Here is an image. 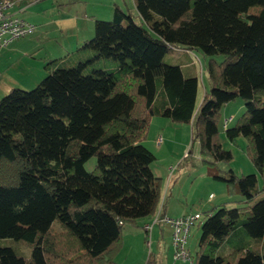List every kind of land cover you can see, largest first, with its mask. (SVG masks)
<instances>
[{
  "label": "trees",
  "instance_id": "trees-1",
  "mask_svg": "<svg viewBox=\"0 0 264 264\" xmlns=\"http://www.w3.org/2000/svg\"><path fill=\"white\" fill-rule=\"evenodd\" d=\"M133 4L135 16L115 5L110 21H94L91 39L45 59L47 75L33 89L0 97V239L30 249L25 257L0 246V264H117L122 228L154 216L160 203L158 222L165 216L155 156L142 145L151 119L190 125L178 166L196 143L213 168L232 159L219 120L236 98L243 113L223 133L245 139L262 186L255 174L214 176L242 200L204 213L190 264H264L248 242H264V0ZM254 6L260 11L249 14ZM173 49L209 57L200 101L195 69L164 61ZM151 255L146 264H155Z\"/></svg>",
  "mask_w": 264,
  "mask_h": 264
},
{
  "label": "rangeland",
  "instance_id": "rangeland-1",
  "mask_svg": "<svg viewBox=\"0 0 264 264\" xmlns=\"http://www.w3.org/2000/svg\"><path fill=\"white\" fill-rule=\"evenodd\" d=\"M115 5H118L124 13L130 14V11L135 13L132 0H17L13 9H22L17 16L32 24L34 30L0 48V97L12 88L33 89L47 75L44 59L48 56L44 55L50 53L51 59L59 58L65 55V47L69 46V51L77 49L83 43L75 46L76 35H81L76 32L77 29L85 22L91 21L92 31L85 34L86 40L91 39L94 36V21H110ZM260 9V6H254L249 8L248 13L257 14ZM186 56H189L190 60L181 62ZM178 57L180 60L177 59ZM212 58L220 62L223 56L214 55ZM208 60L209 57L198 51H190L189 55H185L171 50L164 57L167 63H182L185 70L189 69L187 67L195 69L199 80L198 101L201 100L203 89L207 86L205 70ZM243 110L244 101L241 98H236L221 108L220 142L224 149L231 152L232 159L228 163H218L213 168L201 161L202 157L196 143L193 145L190 157L178 166L190 146L191 132L187 123L173 122L165 117H154L142 141V145L155 156L150 169L155 176L161 178L163 190L167 180L170 181L166 197L168 214L185 209L188 214L199 212L201 215V218L190 228L185 245L191 259L197 249L204 213L221 203H227L229 208L238 206L240 205L238 201L242 200L237 191L231 193L227 183L217 180L214 176L225 175L228 170H232L236 176L255 174L258 186H262L258 172L244 151L245 139L238 137L233 142H229L223 133L226 126L231 127L235 124ZM94 163L95 158H90L84 164L85 169L91 171ZM170 168L174 170L170 172ZM172 185L170 197L169 189ZM154 218V216L141 218L137 227L125 225L122 228L121 242L113 257L117 264H146L149 253H157L158 249H160L158 259L161 264L176 263L171 258V226L162 221L153 223ZM146 223H153L150 232L144 228ZM54 225L56 227L57 223ZM248 242L253 251L264 253V242L262 244ZM0 246L10 247L20 256L27 257L30 254L29 247L11 238L0 239ZM151 257L154 261L157 260L155 254ZM176 264H189V262L177 261Z\"/></svg>",
  "mask_w": 264,
  "mask_h": 264
},
{
  "label": "built area",
  "instance_id": "built-area-1",
  "mask_svg": "<svg viewBox=\"0 0 264 264\" xmlns=\"http://www.w3.org/2000/svg\"><path fill=\"white\" fill-rule=\"evenodd\" d=\"M17 0H0V48L11 41L20 39L33 32L34 26L19 18L16 14H9L8 10L15 6ZM174 168H170L172 172ZM201 218L199 213L185 214L179 217L164 216L162 222L170 224L172 228L171 247L172 259L191 263L192 259L185 247L190 228ZM158 222L156 215L153 223ZM152 224L144 226L147 232L152 229Z\"/></svg>",
  "mask_w": 264,
  "mask_h": 264
},
{
  "label": "crops",
  "instance_id": "crops-1",
  "mask_svg": "<svg viewBox=\"0 0 264 264\" xmlns=\"http://www.w3.org/2000/svg\"><path fill=\"white\" fill-rule=\"evenodd\" d=\"M132 7H133V10L135 11V13H132V11H130V14L131 15H133V16H135L136 15V10H135V7H134V4H133V0H132ZM121 9V8H120ZM21 10L22 9H13V7L12 8H10L9 10H8V13L9 14H16V15H18V13H20L21 12ZM122 10V9H121ZM123 11V10H122ZM137 19V18H136ZM87 21V20H86ZM91 23V21H87V22H85V24H83V26H81L79 29H77V31L76 32H79V34H81V35H76V41H75V46H78L77 44H80L81 42H84L86 39V35L85 34H89V32H91L92 31V28H91V26H92V24H90ZM83 33H84V35H83ZM70 50V47L69 46H67V47H65V49H64V51H65V54L66 53H68V52H71V51H69ZM174 51H177V52H180V53H183V54H185V55H189L190 54V51H186V50H181V49H173ZM45 57H47L48 56V58H45V59H51V57L50 56H52L50 53H47L46 55H44ZM44 59V60H45ZM53 59V58H52ZM177 59H179L180 60V57H178ZM190 60V57L189 56H186V58L184 59V61L183 62H186L187 60ZM231 118V117H230ZM229 118V119H230ZM232 120H233V118H231ZM167 182H168V180H167ZM166 182V186H165V188H164V190H163V188H162V199H161V202H163L164 204H165V210H164V214H165V216H169V217H179V216H183V215H185V214H188V213H186V210L184 209V211H180V212H178V213H172L171 215H169L168 214V208H167V203H168V200L166 201V197H167V190H168V187H169V183H170V181L167 183ZM174 185V184H173ZM173 185H172V187H171V189H169V196L171 197L172 196V194H171V192H172V188H173ZM169 197V198H170ZM160 206H161V203H160V205L158 206V208H157V211H156V214L154 215V217L156 216V215H158V213H159V210H160ZM195 213H199V212H195ZM147 224V223H146ZM160 227V226H159ZM172 229V228H171ZM187 242V241H186ZM172 248V247H171ZM158 251H160V249H158ZM158 251H156L157 253H151V254H155L156 255V257H157V260H155V264H161L160 262H159V259L158 258H160V253H158ZM171 258H172V253H171ZM174 261V260H173ZM176 263H177V261H175ZM176 263H172V264H176ZM190 264V263H189Z\"/></svg>",
  "mask_w": 264,
  "mask_h": 264
}]
</instances>
